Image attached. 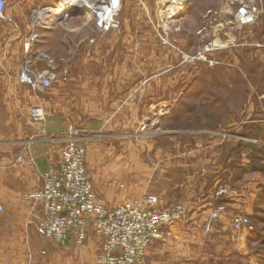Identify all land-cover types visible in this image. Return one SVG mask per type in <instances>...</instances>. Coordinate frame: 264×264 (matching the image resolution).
Instances as JSON below:
<instances>
[{
	"label": "crops",
	"instance_id": "0c3cea01",
	"mask_svg": "<svg viewBox=\"0 0 264 264\" xmlns=\"http://www.w3.org/2000/svg\"><path fill=\"white\" fill-rule=\"evenodd\" d=\"M189 1L183 15L193 4ZM59 4L66 10L64 0H7L8 19H0V121L4 122L0 127V202L4 207L0 211V264H96L101 244L91 225L83 244L72 234L58 245L37 231L45 207L25 195L41 186L43 173L58 160L57 144L37 143L26 151L23 162H17L22 147L16 140L34 134L35 128L26 121L30 108L38 104L44 108L50 134H61L70 126L92 134L86 143V165L96 193L108 205L144 194L157 196L161 207L185 205L187 220L164 226L163 237L150 245L142 264H210L214 242L204 236L201 222L218 202L213 192L223 183L217 170L222 169L223 142L189 134L177 140L178 131L164 127L151 143L139 145L128 132L150 123L161 127L182 102L184 112L199 99L204 103L206 99L197 97L204 91L202 81H194L192 66L178 64L176 50L162 45L147 23L144 1V6L137 4L140 10L132 4L119 17L121 32L97 30L87 14H65L50 21ZM43 8L52 10L42 11L44 20L39 21L36 11ZM219 11L221 18L229 10L223 5ZM230 20L219 21L222 33H236L242 46L252 49L250 53L239 49L234 62L263 56L264 20L242 32L230 27ZM33 32L39 39L28 49ZM27 63L35 73H54L51 87L37 90L22 82L19 73ZM253 86L249 81L248 89ZM256 88L260 101L254 99L244 116L238 107L224 110L226 122L235 125V120H243L241 125L236 123L235 135L257 141L233 144L232 177L239 194L226 202L224 229L236 213H248L247 206L253 211L257 202V208L264 211L260 203L264 202V78Z\"/></svg>",
	"mask_w": 264,
	"mask_h": 264
},
{
	"label": "built area",
	"instance_id": "2783aa9c",
	"mask_svg": "<svg viewBox=\"0 0 264 264\" xmlns=\"http://www.w3.org/2000/svg\"><path fill=\"white\" fill-rule=\"evenodd\" d=\"M122 4L123 0L91 2L87 6V16L101 32L111 30L121 32L119 13ZM6 5L7 0H0V19H8L5 13ZM181 12L172 13L170 18H177ZM262 12L253 4L244 3L235 13V21L241 25L254 24ZM36 23L35 21V25ZM171 31L172 29L168 27L165 31L159 32L161 43L180 53L183 64L190 62H206L210 66L221 64L222 62L213 56L214 53L236 45L235 38L214 37L195 52L188 53L176 45V40L170 35ZM38 39L37 32L30 34L26 43L28 49ZM55 77L50 71L33 72L28 63L19 73L22 82L30 84L37 90L51 87ZM45 118L42 105L30 108L26 122L31 124L35 131L34 134L18 141L22 150L16 157L17 162H23L26 151L37 143L57 144L58 160L43 173L41 186L25 195L28 200L44 204L45 212L38 220V233L55 244L64 243L73 234L77 242L83 244L88 236V226L91 225L101 240L96 254V264H142L150 245L163 237V227L185 219L187 216L185 205L174 203L161 207L158 205L157 196L153 194L132 197L117 206L108 205L96 193L86 165V143L92 138V134L80 126H70L61 134H50L45 127ZM249 141L256 142L251 139ZM213 194L216 199L227 200L236 198L239 190L234 186L220 184ZM3 208L0 202V211ZM226 211V201L217 202L210 211L209 220L203 225V232L209 233L212 228L211 222L220 219ZM233 226L237 230L252 229L250 218L245 213L234 216Z\"/></svg>",
	"mask_w": 264,
	"mask_h": 264
},
{
	"label": "rangeland",
	"instance_id": "374dc122",
	"mask_svg": "<svg viewBox=\"0 0 264 264\" xmlns=\"http://www.w3.org/2000/svg\"><path fill=\"white\" fill-rule=\"evenodd\" d=\"M143 1L146 3L150 18L147 17V23L150 22L149 25L154 28V32H157L159 38H161L159 32H163L170 27L172 29L170 35L176 40V45L183 50L185 47H190L189 50L191 51L185 49V52H195L214 37H220L222 39L235 38L234 43L236 45L216 51L213 56L222 63L215 66H210L206 62H190L183 64L181 63V55H179L178 64L180 66H192L194 81H202L203 83L204 91L198 92L197 97L209 101L204 100V103H201L202 100L199 99L193 106H189V110L186 112L183 111L185 105L182 102L178 104V109H176L177 111L173 116L161 127L159 126L160 128L150 123L148 126H143V129L128 130L129 133H133L134 135L132 136L130 134V140L134 141L135 144L136 141L139 140V145L146 144L147 142L151 143V141L155 139V135H158V132H162L164 127H169L178 131L177 140H184L186 138L184 135L188 134L194 137L199 136L207 140H220L223 142V145L220 147L222 156L219 159V165H221L223 170L217 168L219 171V179L223 180L221 184L237 187L233 185L232 177L233 161L236 160L233 159V144L236 142L240 143L241 141H251H249L250 138L246 136L242 137L249 140L233 135V132L236 131L235 129L238 127L237 125L239 123L241 125V121L243 120L240 122L239 120H235V125L233 122H226V120H223L224 110L229 107L231 108V106L234 108L238 107L240 113L244 116V114L248 112V107L251 106L250 104L254 102V99L260 101L258 98L260 93L255 87L263 84L264 55L253 56L252 60L247 59L242 62V64L234 62L233 56L238 55L237 51L247 48L248 45L242 46L243 42L236 33L235 35L226 32L222 33V22L219 21L232 19L227 22L231 23L230 27L234 26L237 28L236 31L238 32L245 31L249 26L259 25L262 19L264 20V0H192L193 4L187 14L185 13L174 19L170 18L172 14L168 11V6L172 4L174 0H123L119 17H121L123 13L127 14L132 4L137 5L140 3L144 6ZM244 3L253 4L263 11L254 24L241 25L235 21V13ZM223 5L226 9L232 11L234 15H231L229 11H227L221 14L220 18L219 10ZM137 8L139 10L141 9L140 6ZM158 22H160L161 25L158 24ZM231 32L234 33L232 29ZM181 39H183V41H181ZM245 50H248L250 53L252 49ZM249 81L254 85L253 90L248 89ZM232 82L233 84L231 85ZM248 122L249 120H247L245 124H249ZM146 124L148 123L146 122ZM3 126L4 122L0 121L1 129H3ZM201 127L203 128L201 129ZM138 134L142 136H138ZM22 139L16 140L17 144L14 143L17 146H21V144H18V141ZM188 140L190 141V139ZM138 149L142 150L141 148ZM146 157H150L151 159L152 154H148ZM215 168L213 170L214 172H216ZM229 200H232V198L227 200L217 199L218 202H228ZM260 203L264 202L261 201ZM255 206L253 211L251 208L248 210L247 206L246 210L248 213L246 211L238 212L245 213L249 216L252 229H235L233 226V218L238 214L236 213L232 218H229V222L231 223L229 224V228H222L221 220L225 215L223 214L220 219L211 222L212 228L209 233H204L202 230L204 236L211 238L214 242L213 249L210 251V257L213 258L214 261L210 262V264H219V261L220 264H264V211H260V209L257 208V202ZM187 218L188 216H186L183 221L185 222ZM208 220L209 216L204 221L202 220L201 229Z\"/></svg>",
	"mask_w": 264,
	"mask_h": 264
},
{
	"label": "bare ground",
	"instance_id": "6f19581e",
	"mask_svg": "<svg viewBox=\"0 0 264 264\" xmlns=\"http://www.w3.org/2000/svg\"><path fill=\"white\" fill-rule=\"evenodd\" d=\"M63 1V0H62ZM61 1V2H62ZM97 1H101V0H64V7L66 10H64V8H60V5L57 7L58 8V13L55 15L54 18H50V21H52L53 19H55L57 16L61 15L64 16V14L69 13L72 10H79V9H84L86 8L91 2H97ZM164 3V2H163ZM74 4H83L81 6H73ZM185 2L181 1V0H174L172 1V4H170L168 6V11L170 14L174 13V12H180L183 11L185 6H184ZM73 6V7H72ZM49 10H52L50 8L48 9H44L43 13L46 14L47 12H49ZM41 12H37V20L39 21H43V16ZM63 14V15H62Z\"/></svg>",
	"mask_w": 264,
	"mask_h": 264
},
{
	"label": "water",
	"instance_id": "95a60500",
	"mask_svg": "<svg viewBox=\"0 0 264 264\" xmlns=\"http://www.w3.org/2000/svg\"><path fill=\"white\" fill-rule=\"evenodd\" d=\"M190 3V1L189 0H187V5ZM87 11H88V9H87V7L86 8H84V9H79V10H72V11H70L69 13H67L65 16H68V15H74V14H85V13H87ZM183 13H184V11H182L179 15H177V18L179 17V16H182L183 15ZM63 15V14H62ZM61 16V15H60Z\"/></svg>",
	"mask_w": 264,
	"mask_h": 264
}]
</instances>
